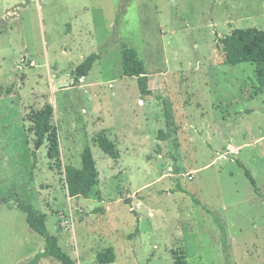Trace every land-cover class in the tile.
Segmentation results:
<instances>
[{
  "label": "rangeland",
  "instance_id": "1",
  "mask_svg": "<svg viewBox=\"0 0 264 264\" xmlns=\"http://www.w3.org/2000/svg\"><path fill=\"white\" fill-rule=\"evenodd\" d=\"M235 29L264 31V0H0V197L43 213L74 264L108 248L111 264H264L263 72L225 65L218 42ZM123 45L145 63L144 99L123 76ZM45 105L60 170L28 120ZM99 133L118 159L92 143ZM86 147L99 182L70 198L64 169ZM44 250L15 202L0 204V264Z\"/></svg>",
  "mask_w": 264,
  "mask_h": 264
},
{
  "label": "trees",
  "instance_id": "2",
  "mask_svg": "<svg viewBox=\"0 0 264 264\" xmlns=\"http://www.w3.org/2000/svg\"><path fill=\"white\" fill-rule=\"evenodd\" d=\"M224 54L225 65L235 66L242 63L253 64L262 71L263 80L261 87L264 88V31L258 29H235L218 42ZM97 55H90L77 68L78 77L84 78L88 75L93 63L97 60ZM122 73L124 77H133L137 79L138 90L141 99L151 94L148 88V73L144 61L140 58L137 51L122 46L121 51ZM54 110L51 105H45L39 111H30L28 120L31 122V132L35 137V146L40 148L45 142L47 144V158L56 162V168L60 170V149L59 137L56 128L52 124ZM160 140L162 130L158 132ZM92 143L100 148L106 155L112 159H118L119 153L115 144L107 139L106 136L99 133L93 139ZM36 160L33 161L31 170L35 167ZM243 169L245 177L250 181L255 193L259 190L254 179L248 170L245 169L241 162H238ZM65 185L70 198L89 199L94 187L99 182V172L96 162L93 158L91 149L86 147L81 155V166L75 168L66 166L64 169ZM175 192H185L179 185H176ZM7 200H13L16 208L25 214V221L28 228L34 233L41 236L45 241V251L38 253L28 264H38L39 261L46 257L55 259L60 264H74L71 257L65 253L58 244V237L51 236L45 226V215L19 198L17 195L11 197H0V204ZM195 201V200H194ZM196 202V201H195ZM197 203V202H196ZM101 211L93 210L92 214ZM115 260L112 248L105 252L99 253L96 257L98 264H111Z\"/></svg>",
  "mask_w": 264,
  "mask_h": 264
},
{
  "label": "water",
  "instance_id": "3",
  "mask_svg": "<svg viewBox=\"0 0 264 264\" xmlns=\"http://www.w3.org/2000/svg\"><path fill=\"white\" fill-rule=\"evenodd\" d=\"M45 250H46V249H45ZM45 250H44V251H45Z\"/></svg>",
  "mask_w": 264,
  "mask_h": 264
}]
</instances>
